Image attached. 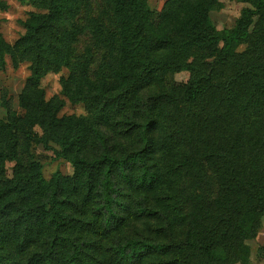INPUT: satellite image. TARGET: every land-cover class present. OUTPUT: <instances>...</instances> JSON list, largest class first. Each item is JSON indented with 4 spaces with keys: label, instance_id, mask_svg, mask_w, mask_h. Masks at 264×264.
Returning <instances> with one entry per match:
<instances>
[{
    "label": "rangeland",
    "instance_id": "374dc122",
    "mask_svg": "<svg viewBox=\"0 0 264 264\" xmlns=\"http://www.w3.org/2000/svg\"><path fill=\"white\" fill-rule=\"evenodd\" d=\"M134 1L136 11L146 14L143 42L160 43L153 47L152 57L175 58L173 52L181 43L191 40L192 45L180 68L166 69V73L155 70L132 91L130 100L136 96L137 106L133 104L131 109H144L150 97L171 91L194 75L216 76L218 68L220 83L224 75L264 73V9L261 16L250 18L247 36H236L245 25L244 11L254 10L251 0ZM76 2L80 7L77 15L71 16L65 9L56 12L58 19L53 17L50 22L51 0H0V41L4 44L0 48V132L13 133L17 123L8 118L16 116L20 129L32 138L29 151L22 154L18 149L16 155L8 149L11 142L0 133V264H134L135 253L145 248L138 247L139 243L156 245L162 251L154 258L142 255L141 264L161 260L167 261L161 264H264V200L259 199L260 191L264 193V110L253 119L254 124L238 109L231 111L235 119L229 110L227 113L228 100H220L225 92L216 90L211 107L216 113L219 110L225 122L215 117L213 123L210 119L194 127L195 138L188 139L189 144L180 136L182 127L191 124L188 117L163 124L161 144L157 151L152 147L145 153L143 160L165 180L154 187H135L139 181H126L120 170H115L117 181H92L99 170L89 177L86 168L73 162L75 157L89 161L105 153L122 158L141 144L138 131L125 123L139 115L120 108L116 95L125 80L117 83L105 76H116L113 72L119 60L117 54L102 57L107 41L113 39L108 25H112L110 11L115 2L110 0V6L104 0ZM72 20L82 26V37L68 52L65 64L59 62L61 66L53 70L52 63L41 62L34 74L30 55L38 49L25 51L33 40L20 41L21 36L34 25L53 22L63 26ZM114 23L120 31V21ZM126 25L131 31L140 24L131 20ZM43 33L41 47L48 46L49 40V30H42L41 37ZM90 41L100 47L94 51L96 58H78ZM50 47H44L43 55L54 56ZM193 65H199L198 73L188 68ZM163 79L169 83L165 85ZM249 87V82L238 81L231 91ZM38 99L49 102L46 109L39 108ZM90 99H100L99 120L93 116L95 110H87ZM225 101L226 110L220 109ZM158 104L156 101L153 107L156 112L161 108ZM52 117L59 121L55 129L49 124ZM39 118L45 124H38ZM253 129L262 131L261 135ZM73 138L76 141L65 149ZM18 158L40 163L45 181H11L19 168ZM191 160L196 161L194 166ZM166 167L174 171L165 176ZM125 170L129 176L137 171L133 163ZM57 172L61 181H51ZM37 204H42L44 218L52 217L54 222L46 219L36 227L34 219L27 231L31 222L26 223L20 209L26 208L30 219ZM230 213L237 227L232 226ZM55 235L64 240L50 247L56 242ZM128 241L138 242L131 253L130 248L119 249Z\"/></svg>",
    "mask_w": 264,
    "mask_h": 264
},
{
    "label": "trees",
    "instance_id": "16d2710c",
    "mask_svg": "<svg viewBox=\"0 0 264 264\" xmlns=\"http://www.w3.org/2000/svg\"><path fill=\"white\" fill-rule=\"evenodd\" d=\"M77 0H51V6H50V13L47 18L49 21L55 17V19H58V14L56 12L64 11L65 9H69V12L71 16H75L78 14L80 7L76 2ZM252 4L254 5V10H245V18L243 20V23L245 25L243 28H238V34L236 36H247V28L246 25H250V18L252 19L253 16H261V12L264 9V0H251ZM107 4L110 6V0H104ZM115 2V9H113L111 12L110 17L112 19V25H108L110 29L109 36H111L113 39L110 41H107L106 44L107 49L103 50L102 57L104 59H107L108 56H112L117 54L119 60L117 62V69L115 72L116 76H113L111 74L106 73L107 80H113L117 83H119L122 80H125V85H123V89H119L118 92H116V95L118 97V100L120 102V108L124 109L125 111H132L134 114L139 115L138 117L133 118L135 120H127L125 123L129 122V128L133 130L134 132L138 131L137 137L139 138L141 144L133 151L125 155L124 157L120 158H114L113 156L106 154L100 157L93 158L91 160H87L84 157H75L73 162L76 164V166L80 169L86 168V171L89 173V177L92 174H95L96 170H99L97 175L93 178L92 181L100 180V181H117L115 178V170L123 171L124 176L123 178H126V181H139L138 185L135 187L140 188H146L148 186H155L159 184H163L164 178L161 175L160 172H157L156 170H153V166L146 165L143 163V160L145 159V153H147L152 147H155L157 151L158 145L161 143V137H163V134H165V131L163 132V124L167 122H177L181 119V117L187 118L188 122L191 123L190 125L186 123V127H182L183 129L180 131L182 132L180 136H182L183 140L186 143H188V139L191 141H194L195 133L193 131L194 127H200V124L205 123L206 121L212 119V123L214 122V118H223V121L225 122V117L220 116V112L216 113L215 107H211L213 104V100H211V97L214 94V91H224L225 96L223 95L220 97V100L227 99V113L228 110L232 114L231 111L234 109H238L243 115H245L246 121L253 122L256 117H259L261 113L263 112L264 108V73L260 74H253V75H245L239 74L238 76H229L224 75V79L222 83H220V79L218 77V73L221 72V70L218 68L217 75L212 76L211 74L204 78L203 76L194 75L192 79L189 80L187 83H180L176 84L171 91H163L162 93L155 95L153 97L149 98V103L146 104L144 109H131V106L135 104L137 106V97H132L133 101L130 100V94L132 91H135V89H138V85L142 83L145 78L153 73L155 70H162L163 73H166V69L169 70H175L180 68L182 66V62L189 54V45H192V41L189 40L187 42H183L180 44L178 49L175 51L174 54L176 55L175 58H161L157 59L152 57L151 52L153 47H156L157 44H160L157 40L153 42H149L147 39V42H143V38L145 37L144 33V25L145 24V16L146 14H141L135 9V1L134 0H114ZM54 13V14H53ZM144 13V12H143ZM57 14V15H56ZM67 16V15H66ZM97 19V16H95ZM65 18V17H64ZM92 18L93 15H92ZM78 20V19H77ZM115 20L120 21V31H116V23H114ZM131 20H137L140 25H133L134 29L131 31L126 30L125 27H127L126 22L130 23ZM43 22L46 23V19H43ZM51 22V21H50ZM95 22V18H94ZM125 23V25H124ZM52 23L46 24V25H34L30 27V32L26 35L21 36L20 41H32V44L26 45L25 51L30 48H36L38 49L33 53V55H30V62H32V70L34 74L37 73L39 70V63L44 62V65H47V63L53 64V70H57L59 66V62H64L69 58L68 52L74 48V45L76 43L80 42L81 39V33H82V26L78 23V21L70 22V25H52ZM58 24V23H56ZM136 26V28H135ZM72 27V28H71ZM71 28V29H70ZM98 30L99 27H96ZM48 31V46L44 45V47H50L51 51L54 53V56H45L44 54V47H41V40L44 36V33L42 34V37L40 36V32ZM236 32H234L232 35H234ZM34 33V34H33ZM120 35V36H117ZM231 35V36H232ZM133 39V41L130 42V39ZM36 40V43H35ZM95 40V39H93ZM114 40V41H113ZM172 40H169V42ZM72 42L74 44H69V42ZM145 43V44H144ZM27 44V43H26ZM34 44V45H33ZM93 41H90L89 45H86V47H82L80 50L81 54L78 53V58L81 57L83 59H86L88 61L92 60V58H96L94 55V51H98L100 47H98L96 44L93 46ZM4 44L2 41H0V48H3ZM94 47V48H93ZM95 47L97 50H95ZM172 49V48H170ZM50 51V50H49ZM75 53V51H74ZM12 55V52H11ZM148 57V59H147ZM223 57V61L227 60ZM62 58V59H60ZM62 64V65H64ZM101 67V64L99 63L97 65V70ZM190 68L192 73H198L199 65L197 67L188 66ZM96 73V72H95ZM221 76V75H219ZM216 78V80H215ZM165 82V85H167L168 80L163 79ZM238 81L242 82H249L252 87L248 90L243 89L240 91H231L232 88H234V84H236ZM213 85V88L211 89V86ZM169 86V85H168ZM214 86L217 87L214 88ZM179 93V96L177 97V93ZM90 96L94 97L95 95L90 94ZM101 99V97H100ZM100 99H90L89 100V107L88 111L95 110L93 116L96 117L98 120L102 116L99 114V110L97 108V104L99 103ZM261 100V102H259ZM38 101L39 108L44 110L46 109V104L49 105V102L46 104L41 100L38 99L35 101V103ZM158 101L161 105H159L161 108L158 109V112L155 111L156 107H154L155 102ZM151 102L153 104H151ZM257 102V104H255ZM263 107V108H262ZM220 109L226 110V101L224 103V107ZM164 109V110H163ZM215 116H211L212 113ZM235 112V110L233 111ZM165 113L168 114V118L165 116ZM235 119L237 116L235 114H232ZM228 118V114H227ZM9 121L17 123L15 125V130L13 133H7L6 132H0L5 136V138L8 140L6 141L11 142L8 145L9 151L13 154H18V149L21 150L22 154H26L29 151V148L31 146V133H27L23 128L19 127V119L16 116L9 117ZM38 124H45V120L42 118H39L38 121H36ZM235 122V121H232ZM241 123V122H239ZM51 128H56V126L59 124V121L55 118H51L49 121ZM49 124H46L49 126ZM220 123L217 124V127ZM242 124V123H241ZM0 125H2V121L0 122ZM244 126V124H242ZM130 130V131H131ZM254 131V129H253ZM68 132H70L68 130ZM259 136L261 135L262 131H254ZM167 135V133H166ZM1 137V136H0ZM76 141L75 138L73 140L68 141V143L65 144V149L68 148V146L71 147L73 142ZM189 144V143H188ZM169 149L170 145H167ZM182 152V148L178 149ZM172 149L169 153H171ZM184 153L187 152L183 151ZM129 163H133L135 165V168L137 169L136 173L134 175H127L125 167ZM191 166H194V161H190ZM143 165V166H142ZM18 171H16L14 180L11 179V181H45L43 175H42V166L37 161L33 160H27L25 161L24 158L19 159L18 158ZM143 167V168H142ZM169 171L164 170L165 176L169 174V172H173L174 168L172 167H166ZM165 169V168H164ZM172 169V171L170 170ZM178 171V169H177ZM61 176L57 172L55 174V179L51 181H61ZM50 181V180H49ZM156 181V182H155ZM258 191H260L258 189ZM259 199L264 200V193L260 191L259 193ZM43 204V203H42ZM42 204H37L33 206L32 208L34 211H32L30 215V219L26 215V208L20 209V213L25 216L26 223L28 224V221L31 222L29 224V228L27 231H30V228L32 227V222L34 219H36V227L43 224V222L48 219L51 223L54 222V219L52 217L50 218H44V212L41 210ZM31 208V209H32ZM236 212L241 215L239 207H235ZM151 212V211H148ZM228 213V212H226ZM232 218V226L237 227V225H233L235 223V219L230 213ZM201 219H205V216H201ZM1 222V219H0ZM52 225V224H51ZM42 227V226H41ZM59 227V226H58ZM231 232V229L230 231ZM231 233H229L230 235ZM56 242L50 247L54 246L57 242L61 240V242L64 240L59 235H55ZM138 242H136L137 244ZM132 244L130 241L126 242L125 245L119 246V249H123L124 251H127L126 249L130 248L128 251L131 253ZM142 246L145 247L143 249V252L140 251V253L135 255L137 256L133 263L134 264H141L142 262V255L145 254L147 257L154 258L158 253H161L158 246H153L151 244H138V247ZM213 246V245H212ZM157 248V249H156ZM156 249V250H155ZM135 250V249H134ZM143 253V254H142ZM227 251L225 252L226 255ZM162 262H167L165 260H161L158 262L161 264Z\"/></svg>",
    "mask_w": 264,
    "mask_h": 264
}]
</instances>
